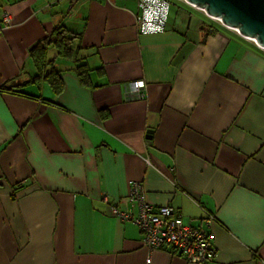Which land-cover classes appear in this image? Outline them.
Wrapping results in <instances>:
<instances>
[{
    "label": "crops",
    "instance_id": "0c3cea01",
    "mask_svg": "<svg viewBox=\"0 0 264 264\" xmlns=\"http://www.w3.org/2000/svg\"><path fill=\"white\" fill-rule=\"evenodd\" d=\"M136 14L135 0H0V88L20 93L0 90V264H194L111 213L137 214L132 181L210 234V264H264V53L192 32L186 10L157 34ZM57 26L70 52L48 46L38 71L31 51Z\"/></svg>",
    "mask_w": 264,
    "mask_h": 264
},
{
    "label": "built area",
    "instance_id": "2783aa9c",
    "mask_svg": "<svg viewBox=\"0 0 264 264\" xmlns=\"http://www.w3.org/2000/svg\"><path fill=\"white\" fill-rule=\"evenodd\" d=\"M137 4L136 28L140 34H157L166 29L170 0H135ZM204 15V14H203ZM5 23L8 15H2ZM264 51V49H260ZM145 84L135 80L128 84V99L144 98ZM127 200L137 206L135 216L111 207V213L121 220L130 221L141 231V244L149 250L163 249L176 252L194 264H210L216 258L211 236L200 226L185 224L179 214L169 206H154L146 201L142 183L130 182ZM214 218L208 216L207 222ZM150 259L147 260L149 263Z\"/></svg>",
    "mask_w": 264,
    "mask_h": 264
},
{
    "label": "water",
    "instance_id": "95a60500",
    "mask_svg": "<svg viewBox=\"0 0 264 264\" xmlns=\"http://www.w3.org/2000/svg\"><path fill=\"white\" fill-rule=\"evenodd\" d=\"M183 2L190 8L202 12L211 21L218 22L214 19H219V25L226 30L244 40L252 39L257 48L264 49V0H185ZM189 21L190 18L188 23ZM147 134L150 132L148 131ZM147 137L150 139L149 135Z\"/></svg>",
    "mask_w": 264,
    "mask_h": 264
},
{
    "label": "trees",
    "instance_id": "16d2710c",
    "mask_svg": "<svg viewBox=\"0 0 264 264\" xmlns=\"http://www.w3.org/2000/svg\"><path fill=\"white\" fill-rule=\"evenodd\" d=\"M170 7H171V5H170ZM193 13H195L194 10H193ZM169 14H170V10H169ZM169 14H168L167 25L169 22ZM190 16H191V13H188V17H190ZM204 17L205 16L203 15V18ZM205 19H207L208 21L210 20L207 17H205ZM167 25H166V28H167ZM215 27L221 31H228L225 28H223L222 26H220L219 24L215 25ZM66 33H68V30L64 26H57L48 38H46L43 41L35 44L34 48L31 51V59H32L34 65L38 71H41V69L44 66V62H45V58H46L45 52L47 51L48 46H53L54 48H56L57 54L62 56V57L66 56V54L70 52L69 42L72 41V37L67 38L65 36ZM81 67L79 68V70H82ZM83 74L84 73L82 71H80V76L82 77V79H83ZM38 76H36V77H38ZM45 78H52L51 74L46 75ZM56 80H57V78H56ZM56 80H53V79L50 80V84H51V87L54 90V92L59 93L60 87H59V84H57ZM0 90L6 91V92H9L12 94H20L18 89H16L13 86H11V87L3 86L0 88Z\"/></svg>",
    "mask_w": 264,
    "mask_h": 264
},
{
    "label": "rangeland",
    "instance_id": "374dc122",
    "mask_svg": "<svg viewBox=\"0 0 264 264\" xmlns=\"http://www.w3.org/2000/svg\"><path fill=\"white\" fill-rule=\"evenodd\" d=\"M170 4H171V7H170V16H169V18L171 19L172 22L175 21V20L176 21L179 20L182 11L186 10L188 13H193V10H195L193 8H190V7L186 6V4L182 0H170ZM198 17H200L202 20H205L206 22H210V20L208 21L207 19H205V17L203 18V13L202 12L196 11L194 13V17L192 18V20L188 24V27L190 26L189 30L190 29L194 30L192 32H195V31L198 32L197 31L198 30L197 29V24H196V18H198ZM211 23L214 24V25H218L219 24L218 22H215V21H213V22L211 21ZM185 26H187V20L185 21ZM245 41H247V40H245ZM240 42H242V41H240ZM247 42H249V43L253 44V46H255L253 42H251V41H247ZM257 49L260 50L259 48H257ZM262 52L264 53V51H262ZM54 55H55V52L53 50H50L49 53H48V57L49 58H53Z\"/></svg>",
    "mask_w": 264,
    "mask_h": 264
},
{
    "label": "flooded vegetation",
    "instance_id": "af4514ba",
    "mask_svg": "<svg viewBox=\"0 0 264 264\" xmlns=\"http://www.w3.org/2000/svg\"><path fill=\"white\" fill-rule=\"evenodd\" d=\"M193 17H194V13H191V16L189 17L190 18V21L192 20ZM196 22H197V28L200 29V30H202V31H204V32H206L208 35H211L213 32H215V31L218 30L215 27L214 24H212L211 22H206L205 20H202L200 17L196 18Z\"/></svg>",
    "mask_w": 264,
    "mask_h": 264
},
{
    "label": "bare ground",
    "instance_id": "6f19581e",
    "mask_svg": "<svg viewBox=\"0 0 264 264\" xmlns=\"http://www.w3.org/2000/svg\"><path fill=\"white\" fill-rule=\"evenodd\" d=\"M183 1H185V0H183ZM202 11H204L203 9H201ZM214 20H216V21H218V22H220V20L219 19H214ZM235 32H237V30H235V29H233ZM246 40H251V42H254V40H252V39H246Z\"/></svg>",
    "mask_w": 264,
    "mask_h": 264
}]
</instances>
